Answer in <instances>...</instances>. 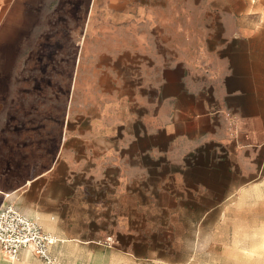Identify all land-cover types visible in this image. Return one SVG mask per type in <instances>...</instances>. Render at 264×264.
Returning a JSON list of instances; mask_svg holds the SVG:
<instances>
[{
    "label": "crops",
    "instance_id": "crops-1",
    "mask_svg": "<svg viewBox=\"0 0 264 264\" xmlns=\"http://www.w3.org/2000/svg\"><path fill=\"white\" fill-rule=\"evenodd\" d=\"M66 35L88 39L93 72L87 83L73 79L79 109L70 128L61 122L58 155L49 161L40 145L25 156L32 135L46 143L48 133L41 106L27 103L32 55L49 44L63 53ZM100 71L116 90L104 84L102 101ZM81 86L82 102L87 92L88 109L99 110L89 125L80 121ZM201 150L243 181L221 205L247 197L264 224V0H0V206L13 204L55 235L52 250L79 244L73 216L110 213L113 192L141 188L161 166L172 167L166 181L180 179L177 167ZM1 259L10 264L0 247Z\"/></svg>",
    "mask_w": 264,
    "mask_h": 264
},
{
    "label": "rangeland",
    "instance_id": "rangeland-1",
    "mask_svg": "<svg viewBox=\"0 0 264 264\" xmlns=\"http://www.w3.org/2000/svg\"><path fill=\"white\" fill-rule=\"evenodd\" d=\"M64 25L65 29L72 28L71 22ZM79 28L82 34V22ZM87 41L83 36L78 39L66 35L63 53H50L55 48L49 44L48 53L32 55L29 76L33 80V94L27 103L33 111L41 106V120L47 115L48 133L46 143H40L38 134L36 137L33 134V141L26 142L31 148L25 156L29 153L37 156L40 145L49 161L58 155L61 122L70 128L79 109L78 102L73 107V79H80L81 75V83H87L89 73L93 72L86 66ZM76 60L80 61L79 71ZM100 74L94 83L101 85L102 101L104 84L107 94L110 84L116 90L114 81L104 72ZM39 84L41 92H38ZM84 88L87 91L84 86L79 98L80 109L86 114L80 121L89 125V116L98 115L99 110L91 105L88 109L87 92L82 102ZM34 121L35 117L33 126ZM211 158L210 150L195 151L188 155L181 168L177 167L176 171L183 174L180 179L166 181L172 167L161 166L160 173H150L141 188L131 186L122 197L113 192L110 213H81L78 221L73 216L75 222L68 225L80 236L79 244H60L53 248V255L62 264H264L263 215L260 221L253 220L247 197L221 205L231 190L230 184L240 185L243 181L233 183L230 167L214 165ZM165 188L171 192H163ZM85 217L87 222L83 220ZM2 257H7L10 264H46L27 250L16 259L2 251ZM3 262L1 259L0 264Z\"/></svg>",
    "mask_w": 264,
    "mask_h": 264
},
{
    "label": "built area",
    "instance_id": "built-area-1",
    "mask_svg": "<svg viewBox=\"0 0 264 264\" xmlns=\"http://www.w3.org/2000/svg\"><path fill=\"white\" fill-rule=\"evenodd\" d=\"M59 241L13 204L0 206V247L12 259L18 258L23 249H29L46 264H62L52 253V247Z\"/></svg>",
    "mask_w": 264,
    "mask_h": 264
}]
</instances>
